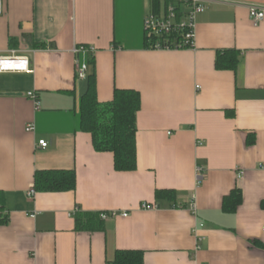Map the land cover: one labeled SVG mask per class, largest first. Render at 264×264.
Returning a JSON list of instances; mask_svg holds the SVG:
<instances>
[{
    "label": "crops",
    "instance_id": "obj_1",
    "mask_svg": "<svg viewBox=\"0 0 264 264\" xmlns=\"http://www.w3.org/2000/svg\"><path fill=\"white\" fill-rule=\"evenodd\" d=\"M201 1L193 49L148 50L145 19L172 0L157 9L153 0H0V58L15 52L31 69L0 73L9 216L0 264H113L118 251L143 252L144 264H264V20L256 26L250 15L264 0ZM80 46L94 49L100 103L116 89L141 95L134 172H117L80 129L89 86L77 76ZM228 50L241 55L237 70H217ZM51 170L74 171L76 190L30 198L36 173ZM236 189L242 203L227 213L224 198ZM161 190L175 199L158 201ZM77 210L117 216L103 231L78 232Z\"/></svg>",
    "mask_w": 264,
    "mask_h": 264
},
{
    "label": "trees",
    "instance_id": "obj_2",
    "mask_svg": "<svg viewBox=\"0 0 264 264\" xmlns=\"http://www.w3.org/2000/svg\"><path fill=\"white\" fill-rule=\"evenodd\" d=\"M159 0H153L155 9ZM178 18L185 15L182 6L177 7ZM168 39V38H167ZM171 39V38H169ZM173 40V39H172ZM168 42L163 37H153L145 34V48ZM169 44V43H168ZM36 47L45 46L36 44ZM241 55L238 51L228 50L218 54L216 68L220 71H236L240 64ZM94 64V60H90ZM89 86L81 99L80 129L92 138L94 150L98 153H110L114 159L115 170L119 173H129L137 170V116L141 110V95L134 90H119L114 92L112 102L102 104L97 96V78L95 72L88 76ZM234 117L235 113H228ZM253 140L248 141L252 145ZM77 175L74 171H38L35 175L36 193H63L75 191ZM156 199H175L174 191L161 190L156 192ZM243 200L242 191L236 189L226 196L223 210L235 213ZM5 195L0 192V225L7 224L9 216L5 212ZM100 213H84L77 210L74 213L76 230L78 232L103 231L104 222ZM113 264H144V253L140 251H118Z\"/></svg>",
    "mask_w": 264,
    "mask_h": 264
},
{
    "label": "built area",
    "instance_id": "obj_3",
    "mask_svg": "<svg viewBox=\"0 0 264 264\" xmlns=\"http://www.w3.org/2000/svg\"><path fill=\"white\" fill-rule=\"evenodd\" d=\"M182 6L185 11V15L182 18H178L177 7ZM205 12V6L201 0H172L167 6L164 13L157 14L151 12L145 19V34L153 37L166 38V45L157 43L153 50H187L195 47V29L196 17ZM251 18L254 24L257 26L264 20V11L257 8H252L250 11ZM168 38V39H167ZM171 38V39H169ZM173 39V40H172ZM75 54L84 57V62L78 60L77 62V76L78 79L84 80L89 76L90 64L88 58L91 59L94 54V49L80 46L74 50ZM0 73L1 74H14V73H31L29 66V59L27 57H18L15 52L11 56L0 58ZM28 97L34 101L36 110H40V103L35 93H28ZM32 126L28 127V131H33ZM39 145L42 148H47L48 144L41 141ZM198 181L201 182L204 179V172L202 168L198 169ZM36 195L35 189L29 192V197L32 198ZM143 210L152 211L156 207L148 204H143L141 207ZM117 216L116 213L102 212L101 218L107 220L108 218ZM122 217H128L129 214L123 213ZM264 231V227H263Z\"/></svg>",
    "mask_w": 264,
    "mask_h": 264
}]
</instances>
